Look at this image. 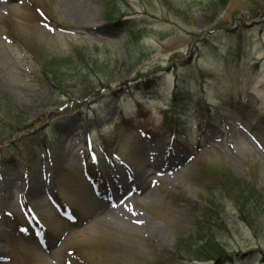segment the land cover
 <instances>
[{
	"label": "rangeland",
	"instance_id": "374dc122",
	"mask_svg": "<svg viewBox=\"0 0 264 264\" xmlns=\"http://www.w3.org/2000/svg\"><path fill=\"white\" fill-rule=\"evenodd\" d=\"M0 255L264 264V0H0Z\"/></svg>",
	"mask_w": 264,
	"mask_h": 264
},
{
	"label": "trees",
	"instance_id": "16d2710c",
	"mask_svg": "<svg viewBox=\"0 0 264 264\" xmlns=\"http://www.w3.org/2000/svg\"><path fill=\"white\" fill-rule=\"evenodd\" d=\"M176 82H175V84H176ZM176 88H177V86H176ZM233 185H235V187L237 188L236 184H233ZM224 197H228L230 200H232L234 202L235 205H238L240 207L243 206L242 200L245 199L244 195H240L239 191L235 190V192H234V186H232L231 188H227V186L223 187L220 190L219 195L217 197H215V199L213 201H211V205L213 206V209L216 212V214H219V212H220V208H219V205L217 203L220 200H222V198H224ZM216 201H218V202H216ZM216 205H218V206L216 207ZM206 216L208 219L213 218V215L211 213H207ZM216 218L219 219V217H217V216H216ZM207 221H211V220H207ZM208 225H209L208 232L205 235L206 237H205L203 244L208 242L207 243V246H209L208 250L211 252V254L214 255L213 258L227 254L228 253L227 250H224V249L217 247L218 242H215L212 240L214 238V236H213V232L211 229L212 228L219 229L220 226L215 221L213 223H208ZM200 249L203 250L202 247L199 248V251H200ZM200 252L203 254L205 253V251H200ZM202 257H205V256H202Z\"/></svg>",
	"mask_w": 264,
	"mask_h": 264
}]
</instances>
